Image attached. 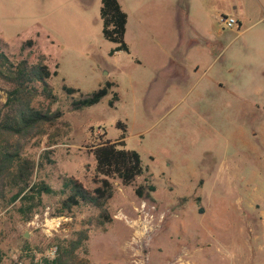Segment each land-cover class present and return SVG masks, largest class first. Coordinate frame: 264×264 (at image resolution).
I'll return each instance as SVG.
<instances>
[{
    "label": "rangeland",
    "instance_id": "374dc122",
    "mask_svg": "<svg viewBox=\"0 0 264 264\" xmlns=\"http://www.w3.org/2000/svg\"><path fill=\"white\" fill-rule=\"evenodd\" d=\"M101 1L0 0L4 50L58 65L50 83L64 112L23 147L36 162L32 181L58 192L28 220L13 193L0 199V264H52L83 228L76 264H264V0H120L130 51L115 53ZM226 16L247 30L237 35L239 22L229 28ZM107 81L114 107L110 93L72 109L73 96ZM63 85L79 91L69 96ZM119 122L148 171L129 186L111 178V221L99 224L89 205L57 215L66 177L96 187L89 149L104 131L118 140ZM148 183L156 190L139 197L135 188Z\"/></svg>",
    "mask_w": 264,
    "mask_h": 264
},
{
    "label": "trees",
    "instance_id": "16d2710c",
    "mask_svg": "<svg viewBox=\"0 0 264 264\" xmlns=\"http://www.w3.org/2000/svg\"><path fill=\"white\" fill-rule=\"evenodd\" d=\"M101 18L104 37L115 43L111 53L130 51L126 41L128 14L119 0H102ZM31 48L33 40L26 41ZM50 68L45 56H39L35 62L28 58L13 60L4 50L0 41V90L5 94V101L0 103V199L5 200L13 193L12 201L19 200L18 211L26 220L43 205L45 194L57 193L45 181H32L36 168L33 158L23 153L24 142L32 137L48 134L49 127L59 122L64 115L58 103V96L50 83L57 70ZM115 82L107 81L103 86L88 94L72 97L71 107L74 110L93 106L112 93L109 106L114 107L119 100L117 92H111ZM63 91L72 96L79 90L63 85ZM124 134L115 141L105 139L98 134L97 140L89 151L96 160L93 189L74 176L63 181L62 198L59 201L57 215L71 213L75 207L89 205L99 210L98 223L111 221L107 202L114 194L111 178L120 179L125 186L132 185L136 179L148 171L140 153L126 147L125 124L119 122ZM95 127H92L94 129ZM102 129V127H98ZM52 163L50 156H45ZM156 190L152 183L140 184L135 188L139 197ZM77 236L59 244L57 255L52 264H76L77 251L88 240V229L77 231Z\"/></svg>",
    "mask_w": 264,
    "mask_h": 264
},
{
    "label": "built area",
    "instance_id": "2783aa9c",
    "mask_svg": "<svg viewBox=\"0 0 264 264\" xmlns=\"http://www.w3.org/2000/svg\"><path fill=\"white\" fill-rule=\"evenodd\" d=\"M222 21L229 28H233L234 25L238 22L236 17H234V16H226V17L223 18Z\"/></svg>",
    "mask_w": 264,
    "mask_h": 264
},
{
    "label": "crops",
    "instance_id": "0c3cea01",
    "mask_svg": "<svg viewBox=\"0 0 264 264\" xmlns=\"http://www.w3.org/2000/svg\"><path fill=\"white\" fill-rule=\"evenodd\" d=\"M102 2V1H101ZM119 2H120V0H119ZM121 3V2H120ZM102 6V5H101ZM122 8H123V6H122ZM236 19H237V21L239 22V29L237 30V35H241L242 33H244V31L245 30H247V28L248 27H245V29H241V27H242V25H243V21H242V19H240L239 17H236ZM230 45V44H229ZM55 69H56V67H55ZM54 69V70H55ZM58 70V69H57Z\"/></svg>",
    "mask_w": 264,
    "mask_h": 264
},
{
    "label": "water",
    "instance_id": "95a60500",
    "mask_svg": "<svg viewBox=\"0 0 264 264\" xmlns=\"http://www.w3.org/2000/svg\"><path fill=\"white\" fill-rule=\"evenodd\" d=\"M26 236H28V235H26Z\"/></svg>",
    "mask_w": 264,
    "mask_h": 264
}]
</instances>
